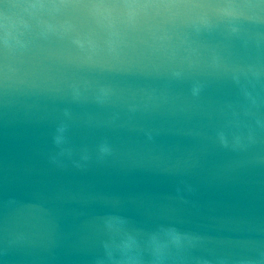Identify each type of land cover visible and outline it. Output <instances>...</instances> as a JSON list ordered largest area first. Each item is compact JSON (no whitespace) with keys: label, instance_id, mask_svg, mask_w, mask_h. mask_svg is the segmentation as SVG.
<instances>
[{"label":"water","instance_id":"water-1","mask_svg":"<svg viewBox=\"0 0 264 264\" xmlns=\"http://www.w3.org/2000/svg\"><path fill=\"white\" fill-rule=\"evenodd\" d=\"M0 264H264V0H0Z\"/></svg>","mask_w":264,"mask_h":264}]
</instances>
